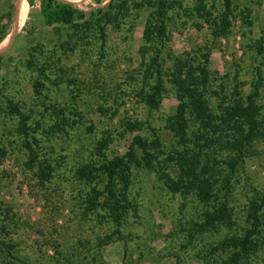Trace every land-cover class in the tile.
<instances>
[{
  "label": "rangeland",
  "instance_id": "obj_1",
  "mask_svg": "<svg viewBox=\"0 0 264 264\" xmlns=\"http://www.w3.org/2000/svg\"><path fill=\"white\" fill-rule=\"evenodd\" d=\"M32 1L29 8L24 0H0V15L10 7L13 10L8 32L0 42V53L4 52L0 91L31 110V128L35 120L40 123L32 131L40 156L48 158L53 171L48 182L38 183L34 168L26 165L15 118L0 112V241L34 264L53 263L56 248L70 255L69 264H87L94 258L93 264H209L224 259L228 251L220 249L207 263L201 259L224 231L187 234L190 219L196 220L201 205L191 197L171 194L152 171L138 167L131 169L127 193L134 208L120 228L121 238L99 243L98 238L113 226L99 220L102 210L82 214V197L88 187L76 179L75 169L96 160L93 147L107 132L112 141L106 156L122 154L134 134L123 131L120 123L124 120H147L165 150L175 146L165 125L177 101L167 83L155 110L147 112L135 96L146 10L129 7L122 23L107 24L102 45L92 33L78 40L74 50L61 51L56 46V30L41 25L38 0ZM60 1L84 7L93 4V0ZM108 1L101 0L100 6ZM168 2L166 31L171 54L192 58L209 50L208 69L214 78L210 88L215 92L210 97L212 107L217 108L221 97L228 102L244 97L255 85L264 120V0H233L228 33L217 38L211 36L203 11H196L200 7L197 0ZM203 5L213 15L220 0H203ZM25 20L35 30L18 34ZM66 30L61 29L62 39ZM38 45L49 80L43 79L35 94L31 82L36 72L26 69L24 60L27 50ZM59 121L66 131L55 128L53 124ZM153 132L145 125L140 134L150 138ZM263 190L264 137L254 142L232 181L230 205L238 226L244 225L248 198ZM256 236L264 241V221ZM9 259L0 252V264H9ZM239 264H264V243H258L256 251Z\"/></svg>",
  "mask_w": 264,
  "mask_h": 264
},
{
  "label": "trees",
  "instance_id": "obj_2",
  "mask_svg": "<svg viewBox=\"0 0 264 264\" xmlns=\"http://www.w3.org/2000/svg\"><path fill=\"white\" fill-rule=\"evenodd\" d=\"M197 1L200 7L196 11H203L211 36L224 37L228 33L233 0H220V8L213 15L204 10L203 0ZM24 2L29 8L33 4L32 0ZM100 2L93 0V4L84 7L60 0H38V15L43 27L56 30L58 50L72 51L78 40L92 33L102 45L106 25L122 23L129 7L137 11L146 10L141 32L142 45L139 48V86L135 96L150 112L158 108L165 91L164 83L169 85L177 104L174 113L167 118L165 128L172 133L176 145L165 150L147 120H124L120 123L123 131L134 134L122 154L107 157L105 151L112 141L107 132L93 147L92 154L96 160L80 164L74 172L76 179L88 187L82 197V214H95L97 209L102 210L104 214L97 216L99 220L113 226L108 234L98 238L99 243L120 239V228L126 221L128 211L134 208L127 193L131 169H147L171 194L183 199L191 197L194 203L201 205L195 212L196 220L190 219L188 235L224 231L221 240L211 245L201 259L207 263L212 253L220 249L228 251L227 256L209 264H239L256 251L258 243H264L262 238L256 236L264 221V190L248 198L242 226L237 225L230 205L236 171L254 142L264 137V120L256 103V86L253 85L244 97H236L231 102L221 97L217 108L212 107L210 97L215 92L210 88L214 78L208 69L209 50L204 49L196 57L187 58L186 54L172 55L167 48L168 0H109L104 6H100ZM12 15V7L0 15V42L8 32ZM2 19L4 22H1ZM62 28L67 29L64 39L61 38ZM24 30L31 34L35 27L25 20L18 34ZM36 48L27 50L24 66L36 72L31 87L33 93L38 94L43 79L49 78L46 76L47 66L40 57L43 50L39 45ZM3 56L4 52H1L0 68ZM168 61L170 65H166ZM0 99V112L15 118V133L26 151V165L34 168L36 180L43 185L49 181L53 168L47 157L40 156L38 138L33 132L40 128V123L35 120L31 128V110H25L20 103L1 91ZM44 109L46 111L48 108ZM53 125L58 130L66 131L63 121ZM145 125L153 132L150 138L140 134ZM1 212L0 221L3 218ZM0 252L10 258L9 264H34L16 254L12 246L2 241ZM54 253L56 258L51 264H69L71 261L70 255L57 248ZM95 259L86 263L93 264Z\"/></svg>",
  "mask_w": 264,
  "mask_h": 264
}]
</instances>
